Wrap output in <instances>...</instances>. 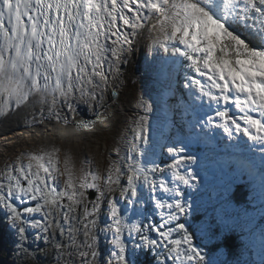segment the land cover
<instances>
[{
    "label": "snow or ice",
    "instance_id": "6c2138e0",
    "mask_svg": "<svg viewBox=\"0 0 264 264\" xmlns=\"http://www.w3.org/2000/svg\"><path fill=\"white\" fill-rule=\"evenodd\" d=\"M145 35L167 80L165 121L153 126L155 101L141 97L125 155L114 145L109 162L78 161L49 142L0 168V212L19 241L29 229L56 241L58 264H137L142 253L150 264H217L194 243L185 192L202 183L191 146L212 150L217 137L264 215V0H0V117L23 113L65 137L94 130ZM177 93L189 135L166 138ZM80 105L96 119H77Z\"/></svg>",
    "mask_w": 264,
    "mask_h": 264
},
{
    "label": "rangeland",
    "instance_id": "374dc122",
    "mask_svg": "<svg viewBox=\"0 0 264 264\" xmlns=\"http://www.w3.org/2000/svg\"><path fill=\"white\" fill-rule=\"evenodd\" d=\"M149 45L145 49L144 61L141 60L137 63V71L140 73V80L137 84L135 91V96L132 104L136 111L132 115L128 112H124L121 116L117 118V121L109 128L104 129L102 132L94 133V136L85 135L82 138H64L61 140L58 136H54L53 139H48V135H43L37 137L36 140L27 139L22 143H14L11 146L2 148L0 150V168L4 167L5 162H8L15 158V156L21 151H26L29 149L36 148L41 144H46L49 142L56 143L64 149H69L78 158V161L92 159L98 164H103L109 162L111 159L115 158V154L112 152L114 145H119L122 149L121 155H125L130 142L132 140V131L134 124L133 121L136 120L140 115H144L142 109L137 107V101L141 97L144 99L151 98L155 101V111L149 114L150 121L155 126L157 122L165 121V110H164V96L163 93L167 87V80L160 70L159 65L153 62V53H149ZM143 61V62H142ZM144 65H143V64ZM142 67V68H141ZM186 96V95H185ZM181 95L177 94L174 98H168L169 104L176 102L175 109L178 113L180 111V117H183V109L179 107L178 99ZM183 98V97H181ZM184 99V98H183ZM185 100V99H184ZM173 110H171L167 115V121L171 126L164 129V133H168L170 130L171 135L168 137H186L189 135V129L186 124H184V119H169L168 117L173 115ZM178 114V116H179ZM188 119H191L189 116ZM159 120V121H157ZM174 122V123H173ZM179 124V125H178ZM180 124H184L181 126ZM215 147L212 150L203 145L193 144L191 146V151L200 157V164L193 165V170L198 171L202 180V183L198 184L196 188H186L185 192L187 197L193 202V211L189 220L194 216L196 212L202 214L201 218H197L193 222L190 230L195 234L194 243L197 244L201 249V242H204L205 238L214 232V226L220 224L221 226L234 225V224H245L249 225L252 230V238H257L255 241L260 251L264 250L261 245V228L259 225H254L256 220V213L251 209H246L244 207H237L230 202V195L232 194L235 184L240 180L239 171L232 173L229 170L228 162L237 153L227 146V142L220 140L218 137L213 141ZM201 146L202 151L198 150L197 147ZM228 148V152L224 149ZM201 153L206 154L203 156ZM133 155H136L133 152ZM164 159H167V154L164 153ZM232 161V160H231ZM122 183H126V180L122 178ZM196 183L195 181L193 182ZM92 191V190H89ZM94 191V190H93ZM210 191V194H209ZM257 191L258 188H257ZM110 198L119 199V188ZM244 209V210H242ZM106 211V205H105ZM245 212L247 215H245ZM8 222L5 224H0V264H22V252L15 243H13L9 238L10 230H13L8 226ZM221 229V228H219ZM106 243L101 238V244ZM203 250V249H202ZM246 258V255L243 259ZM217 264H228L229 259L226 254L222 253L221 258H214ZM264 259V253L261 256Z\"/></svg>",
    "mask_w": 264,
    "mask_h": 264
},
{
    "label": "trees",
    "instance_id": "16d2710c",
    "mask_svg": "<svg viewBox=\"0 0 264 264\" xmlns=\"http://www.w3.org/2000/svg\"><path fill=\"white\" fill-rule=\"evenodd\" d=\"M177 94L179 96L180 93ZM183 98L186 100V96H183ZM178 99H181V97H178ZM171 104L175 105L176 102L174 101ZM177 111L178 110L176 109V113L179 114L180 111L179 113ZM168 118L172 119L174 118V115H171ZM179 118H181L180 114L177 117V121H179ZM182 118L184 119V117ZM180 125L184 126V124ZM164 135L166 137L170 136V130H168V133H164ZM197 149L202 151L201 146H198ZM224 150L225 152H228L229 149L226 148ZM201 154L206 156L204 153ZM228 166L231 174L239 171L231 160L228 162ZM239 176L240 180L235 184V188L229 197L230 202L238 208L244 207L255 211L256 220L254 225H259L261 228H264V215H262L261 201L257 188H254L246 174H241L239 172ZM201 216L202 214L198 211L191 219L194 221L197 218H201ZM154 219L159 220V217L154 216ZM191 219L189 220L190 228L193 225ZM5 223H7V220L4 214L0 212V224L2 225ZM252 236V230L249 228V225H246V223L242 225L229 224L227 226L217 224L214 226V232L207 236L204 242H201L200 244L203 252L209 258H221V254L224 253L229 259L228 264H262L261 256L264 253V250L260 251L258 244L255 242L257 241V238L253 239ZM9 237L13 243L19 246L18 248L22 252V264H58L60 258L58 252L54 248L56 241L46 244L43 239H36V230L32 229H29V239L27 241H19L18 237L15 235V230H10ZM102 247L106 248L107 244L103 243ZM245 255L246 258L243 259ZM151 260L152 256L150 254L142 253L138 255L137 264H150Z\"/></svg>",
    "mask_w": 264,
    "mask_h": 264
},
{
    "label": "bare ground",
    "instance_id": "6f19581e",
    "mask_svg": "<svg viewBox=\"0 0 264 264\" xmlns=\"http://www.w3.org/2000/svg\"><path fill=\"white\" fill-rule=\"evenodd\" d=\"M149 44L150 41L148 40L147 35H145L137 45V50L134 55L129 58V63L123 65L122 71L124 73V83L120 87L121 95L117 98V102L114 105L111 104V100L108 101L110 105L107 112V115H109V121L100 124L94 130H84L79 134V136L75 137L76 140L84 137L85 135L93 137L94 133L102 132L104 129L111 127L117 121V118L124 112H128L131 115L135 113L136 106H134L132 102L134 100L133 98L135 96L137 84L140 80H142L139 76L140 73L137 71L136 65L139 61L144 59L145 49ZM75 115L77 119H96L94 112L89 110L85 105H80ZM27 119L30 121V117ZM45 134L48 135L47 138L49 140L53 139L54 136H58L61 140L72 137H65L61 134V131L54 128L52 124H48L46 127L40 125H30V123L26 122L23 113L19 115L12 114L7 118L0 117V150L11 146L14 143H22L27 139H30V141L36 140L38 139L37 137Z\"/></svg>",
    "mask_w": 264,
    "mask_h": 264
},
{
    "label": "water",
    "instance_id": "95a60500",
    "mask_svg": "<svg viewBox=\"0 0 264 264\" xmlns=\"http://www.w3.org/2000/svg\"><path fill=\"white\" fill-rule=\"evenodd\" d=\"M95 116V115H94ZM90 192H93V190L92 191H90Z\"/></svg>",
    "mask_w": 264,
    "mask_h": 264
}]
</instances>
